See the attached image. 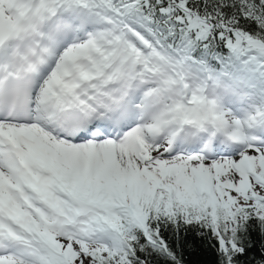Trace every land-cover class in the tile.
<instances>
[{
	"label": "snow or ice",
	"instance_id": "snow-or-ice-1",
	"mask_svg": "<svg viewBox=\"0 0 264 264\" xmlns=\"http://www.w3.org/2000/svg\"><path fill=\"white\" fill-rule=\"evenodd\" d=\"M198 241L264 264V0H0V264Z\"/></svg>",
	"mask_w": 264,
	"mask_h": 264
},
{
	"label": "trees",
	"instance_id": "trees-1",
	"mask_svg": "<svg viewBox=\"0 0 264 264\" xmlns=\"http://www.w3.org/2000/svg\"><path fill=\"white\" fill-rule=\"evenodd\" d=\"M166 236L171 240V233H166ZM192 238V234H189ZM199 249L197 254H191V250L184 252V258L189 264H213L215 260V253L208 241H198Z\"/></svg>",
	"mask_w": 264,
	"mask_h": 264
}]
</instances>
